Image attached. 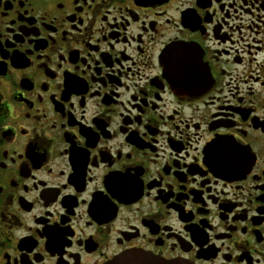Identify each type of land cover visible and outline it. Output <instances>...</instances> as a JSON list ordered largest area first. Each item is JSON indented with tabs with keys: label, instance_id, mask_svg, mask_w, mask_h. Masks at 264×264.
<instances>
[{
	"label": "flooded vegetation",
	"instance_id": "flooded-vegetation-1",
	"mask_svg": "<svg viewBox=\"0 0 264 264\" xmlns=\"http://www.w3.org/2000/svg\"><path fill=\"white\" fill-rule=\"evenodd\" d=\"M131 251L264 264V0H0V264Z\"/></svg>",
	"mask_w": 264,
	"mask_h": 264
},
{
	"label": "water",
	"instance_id": "water-1",
	"mask_svg": "<svg viewBox=\"0 0 264 264\" xmlns=\"http://www.w3.org/2000/svg\"><path fill=\"white\" fill-rule=\"evenodd\" d=\"M105 264H187L181 261H164L147 256L143 253L131 251Z\"/></svg>",
	"mask_w": 264,
	"mask_h": 264
}]
</instances>
